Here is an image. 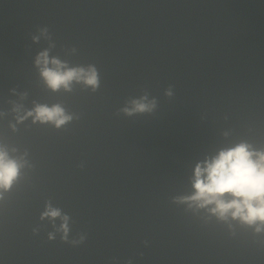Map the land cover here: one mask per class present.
Instances as JSON below:
<instances>
[{"label": "water", "instance_id": "95a60500", "mask_svg": "<svg viewBox=\"0 0 264 264\" xmlns=\"http://www.w3.org/2000/svg\"><path fill=\"white\" fill-rule=\"evenodd\" d=\"M45 50L98 87L53 91ZM136 100L155 106L125 112ZM35 104L73 118L18 122ZM0 113L27 161L0 200V264H264V232L176 199L221 148L264 149V0H0Z\"/></svg>", "mask_w": 264, "mask_h": 264}, {"label": "clouds", "instance_id": "9594fccd", "mask_svg": "<svg viewBox=\"0 0 264 264\" xmlns=\"http://www.w3.org/2000/svg\"><path fill=\"white\" fill-rule=\"evenodd\" d=\"M42 31H47V29ZM35 63L40 66L41 76L53 91L61 87L71 90L73 80L82 81L85 85L91 86L93 90L99 85L96 68L92 65L87 68L79 66L69 68L58 58L53 57L50 60L47 50L38 54ZM11 91L14 92L15 89ZM168 94L170 95L171 92L169 91ZM132 103L135 105L134 109L126 108L125 112L130 114L131 111H150L155 106L154 102L146 104L142 100ZM13 111L17 112L18 122L31 116L33 122L52 123L57 128L73 118L72 114L66 112L60 104L51 106L35 104L23 115L19 114V106H14ZM11 126L15 128V125ZM11 151L15 152L16 149L13 148ZM26 163L23 156L10 155L8 147L0 142V200L18 180L20 170ZM192 188L191 194L176 199L188 203L189 207L206 209L218 220H235L241 225L252 227L256 233L264 232V149H256L246 141L221 148L215 155L196 164L192 177ZM45 217L53 221L54 227L55 218L61 219L62 223L56 231L61 232L63 234L61 239L67 241L69 216L49 202L41 213V219ZM53 238L54 233H49V239ZM85 239L86 236L81 235L78 240H72L70 243L79 245ZM126 264H132L131 259Z\"/></svg>", "mask_w": 264, "mask_h": 264}]
</instances>
